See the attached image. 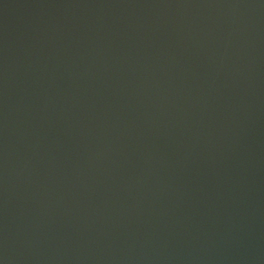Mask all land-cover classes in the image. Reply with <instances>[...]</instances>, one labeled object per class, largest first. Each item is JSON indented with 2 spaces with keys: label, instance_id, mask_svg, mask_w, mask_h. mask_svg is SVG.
<instances>
[{
  "label": "water",
  "instance_id": "water-1",
  "mask_svg": "<svg viewBox=\"0 0 264 264\" xmlns=\"http://www.w3.org/2000/svg\"><path fill=\"white\" fill-rule=\"evenodd\" d=\"M0 264H264V0H0Z\"/></svg>",
  "mask_w": 264,
  "mask_h": 264
}]
</instances>
